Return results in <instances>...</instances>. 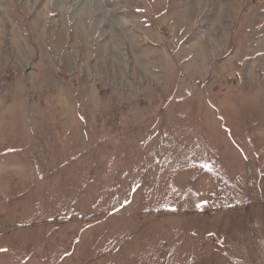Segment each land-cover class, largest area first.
I'll list each match as a JSON object with an SVG mask.
<instances>
[{"label": "rangeland", "instance_id": "obj_1", "mask_svg": "<svg viewBox=\"0 0 264 264\" xmlns=\"http://www.w3.org/2000/svg\"><path fill=\"white\" fill-rule=\"evenodd\" d=\"M0 264H264V0H0Z\"/></svg>", "mask_w": 264, "mask_h": 264}]
</instances>
